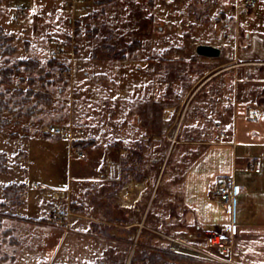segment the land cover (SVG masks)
I'll list each match as a JSON object with an SVG mask.
<instances>
[{"label": "rangeland", "instance_id": "1", "mask_svg": "<svg viewBox=\"0 0 264 264\" xmlns=\"http://www.w3.org/2000/svg\"><path fill=\"white\" fill-rule=\"evenodd\" d=\"M62 1L0 0V264H69L67 249L75 245L69 232L89 210L103 220L90 234L100 232L94 246L108 255L104 264L216 262L184 249L185 242L204 240L166 234L161 213L153 226L141 222L116 232L125 227L114 223L112 206L131 171L155 177L161 171L157 197L163 195L183 149L165 138L163 109L168 123L181 116L176 132L183 138L197 106L204 123L218 108L219 121L221 112L229 114L226 95L234 93L228 102L245 98L246 70L228 57L243 43L240 20L247 11L237 0H85L75 11ZM19 9L26 15L16 22ZM206 42L221 48L220 61L198 54ZM58 46L63 50L55 56ZM150 102L155 113L145 120L157 122L150 133L159 139L148 146L143 140L131 160L124 158L122 184L103 179L108 155L114 157L120 138L136 134L130 126L148 115ZM53 124L81 130L83 139L74 144L87 157L71 159V141L51 135ZM106 147L112 152L104 154ZM65 190L69 201L56 196ZM59 206L74 212L70 225L53 220ZM175 237L182 248L174 247ZM88 242L80 245L93 248Z\"/></svg>", "mask_w": 264, "mask_h": 264}, {"label": "crops", "instance_id": "2", "mask_svg": "<svg viewBox=\"0 0 264 264\" xmlns=\"http://www.w3.org/2000/svg\"><path fill=\"white\" fill-rule=\"evenodd\" d=\"M240 25L244 36L243 43L234 52L235 55L228 57V60L230 62L237 60L246 70V76L243 78L245 98L228 102L229 98L234 99V93L226 95L227 98L222 102L226 108L229 107V114L225 111L221 112L219 121V112L216 111L218 108L211 112L210 119L204 123L201 117L202 110L197 106L193 114V122L183 138H180L179 133L176 132L181 116L178 120L168 123L165 117L166 111L163 109L160 121L165 138H172L177 144L183 145V149L172 164L169 171L170 178L165 184L162 196L157 197L160 182H156L158 178L160 179L161 171L156 177L154 173L141 176L134 171L130 172L127 184L119 187L121 189L116 193V200L112 206L115 214L114 223L125 227L117 229L116 232L126 231L141 222L153 226L158 220L156 215L161 213L160 222L166 234L179 235L188 240L197 238L205 240L207 233L220 230L234 221L239 227L238 234L231 249L224 254L233 258L234 264H264V0H257L253 8L243 13ZM204 58L220 61L215 56H204ZM226 60L221 63L225 64ZM151 105L148 115L138 116L133 126H130L137 130L136 134L132 132L127 140L120 138V144L114 147L113 155L121 162L122 177L118 180L121 184L124 158L129 156L127 159L131 160L135 146L139 147L143 140L148 146L150 143L154 145V141L159 139L156 132L150 133L151 128H156L157 122L145 120L150 115L153 117L155 113L153 103ZM176 106L177 104L174 108ZM184 107L186 108L187 104ZM184 111L185 109L182 110V115ZM221 133H225V136ZM150 138L152 141L149 142ZM107 148L104 149V154ZM168 149L173 151L174 147ZM168 149L164 154L167 158ZM189 155L192 157L188 158ZM166 159L164 157L162 164H165ZM131 162L129 161L128 164ZM218 178L226 180L237 188L233 214L226 212L218 197L213 194V185ZM148 198H151L150 201ZM156 198H158L157 203H155ZM98 203L97 207L103 208L100 202ZM124 211L130 214L131 218H123ZM89 212H85L83 218L78 219L83 224L81 227L84 228H79V222H74L72 231L69 232L75 241V245L72 247L70 245L67 249L69 264H104V259L108 256L106 252L99 254V249L94 246V236L96 233L100 235V232L94 230V233L90 234L92 229L90 226L100 225L103 220L97 214ZM139 235L140 232L135 231L134 238ZM81 240L82 244L83 241L89 240L88 243L91 246L93 244V248H88L86 243L82 247ZM96 257H98L97 262L93 263L92 259ZM170 264L228 263L180 261Z\"/></svg>", "mask_w": 264, "mask_h": 264}, {"label": "built area", "instance_id": "3", "mask_svg": "<svg viewBox=\"0 0 264 264\" xmlns=\"http://www.w3.org/2000/svg\"><path fill=\"white\" fill-rule=\"evenodd\" d=\"M85 0H63L61 6L65 9L74 10L77 6L82 5ZM257 0H238L237 7L242 8L243 10H250L256 4ZM26 11L24 9H19L17 14L14 16V20L16 22H20L23 17H25ZM62 46H58L54 50V55H58L62 52ZM257 117L256 115L254 116ZM49 133L55 136H66L71 141L70 148V158H86V151L82 150L80 146L74 144V141L77 139H83L81 130H73L71 127H65L59 124H53L49 127ZM222 136H225V133H221ZM110 148H107V150ZM115 151V150H114ZM110 149V153H111ZM106 160V164L104 166L103 171L101 172V177L103 179L114 180L120 179L121 177V162L119 159L108 155ZM259 170V169H257ZM213 194L218 197L220 203L224 207L225 211L233 214L234 212V202L237 196V188L235 185H231L229 182L223 179H216L213 185ZM70 191H60L56 194L57 198H64L66 201H69ZM71 213L74 214L73 211L70 210L69 207L59 206L53 212V220L57 223L61 224H71ZM238 224L234 221H231L229 224L225 225L223 228L217 231H211L206 234L205 240L199 244H189L182 240V242L187 243L184 249L187 251L190 249L192 252L197 253V255L201 257H205L207 259L213 261H223L228 264H234L235 261L231 257L225 256L224 253L228 252L233 244L235 237L238 234ZM174 239V247L176 248V244L180 246V242L177 241V238ZM176 243V244H175ZM192 247V249H191ZM182 248V247H181ZM221 252V254H220ZM3 264H11L10 262ZM18 264V263H17Z\"/></svg>", "mask_w": 264, "mask_h": 264}, {"label": "water", "instance_id": "4", "mask_svg": "<svg viewBox=\"0 0 264 264\" xmlns=\"http://www.w3.org/2000/svg\"><path fill=\"white\" fill-rule=\"evenodd\" d=\"M197 52L204 56H219L221 55L222 50L219 46L213 44L200 43L197 46Z\"/></svg>", "mask_w": 264, "mask_h": 264}, {"label": "trees", "instance_id": "5", "mask_svg": "<svg viewBox=\"0 0 264 264\" xmlns=\"http://www.w3.org/2000/svg\"><path fill=\"white\" fill-rule=\"evenodd\" d=\"M172 255H174V254H172ZM170 256V255H169ZM173 258H175L176 260H182L183 258H185V257H173Z\"/></svg>", "mask_w": 264, "mask_h": 264}, {"label": "bare ground", "instance_id": "6", "mask_svg": "<svg viewBox=\"0 0 264 264\" xmlns=\"http://www.w3.org/2000/svg\"><path fill=\"white\" fill-rule=\"evenodd\" d=\"M129 193V192H128ZM127 194V193H126Z\"/></svg>", "mask_w": 264, "mask_h": 264}]
</instances>
